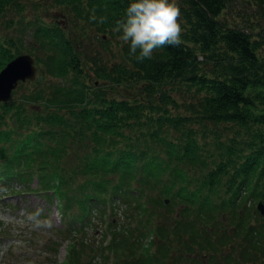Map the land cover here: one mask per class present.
I'll use <instances>...</instances> for the list:
<instances>
[{
    "label": "trees",
    "instance_id": "1",
    "mask_svg": "<svg viewBox=\"0 0 264 264\" xmlns=\"http://www.w3.org/2000/svg\"><path fill=\"white\" fill-rule=\"evenodd\" d=\"M29 1L0 0V26L18 37L0 36L1 58L28 52L42 64L41 85L27 87L15 99L22 103L0 104V187L14 190V180L28 184L35 176L38 188L29 190L47 196L51 189L63 208L65 180L26 161L46 145L43 133L55 131L41 115L67 118L75 153L89 148L72 171L84 176L79 194L91 188L82 205L101 212L115 204L102 199L122 193L138 208L137 229H108L105 264H264V214L251 205L264 202V0H175L182 44L143 62L111 31L130 0ZM49 5L65 10L67 25L37 13ZM49 73L69 79L80 98L59 107L40 98ZM123 87L132 93L118 92ZM39 98L51 111L34 105ZM17 105L24 109L19 124ZM63 217L71 228L74 215ZM87 256L75 263L97 264Z\"/></svg>",
    "mask_w": 264,
    "mask_h": 264
},
{
    "label": "rangeland",
    "instance_id": "2",
    "mask_svg": "<svg viewBox=\"0 0 264 264\" xmlns=\"http://www.w3.org/2000/svg\"><path fill=\"white\" fill-rule=\"evenodd\" d=\"M22 1L30 3L29 0ZM37 13L42 15L45 13V16L43 15L45 19H54L61 25H67L68 16L60 5H49L46 9L40 8L37 10ZM30 33V31L23 32L22 39L25 42V47H29L30 45ZM0 36L2 38L4 36H12L14 39L18 38L12 35L10 29L7 28L4 31L1 26ZM23 49L27 50L26 48ZM113 50H117L116 44L113 45ZM2 54L3 53L0 52V64H3L0 71L4 69L9 62L5 57L1 58ZM23 54H28L34 59L33 64L36 66L37 75L33 78L26 77L24 80L19 79L9 97L7 99H0V104L11 101L16 103L20 101L22 103L23 100L15 99L23 97L27 87L34 84L41 85L40 81L35 83L38 79V71L42 68L41 62L36 61L33 55L28 52H21L17 55ZM46 71L49 72L48 69ZM46 84H49V90L47 91L46 89L45 92H42L40 98L42 95L49 98V104H51L52 107L61 106L63 101H65L63 104H67L69 101L73 103L80 98L76 89L71 90L73 86H71L70 80L65 76H54L49 73V79L46 78L45 80V85ZM4 88L5 83L1 84V94L4 92ZM120 89L121 90L118 91L120 93H132L130 90L127 91L124 87ZM62 92H64V94H61ZM69 92L70 95L67 96L66 93ZM40 98L34 102V105L40 106L39 108L42 112L51 111L50 107H48V109L41 103ZM27 103L33 104L31 101ZM16 112L14 118L17 124H19L20 121H22L21 114L24 112L23 107L17 105ZM33 112L37 113L38 110H33ZM40 120L42 125L49 124L55 131L53 133H43V139L46 141V145L36 150V154L32 155L30 157L31 159L26 161V163L48 166L49 173H55L58 177L65 180L63 182L64 186L68 185L69 191L66 189L62 192L64 194V206L62 208L60 200L51 192V189L47 192V196L41 195L40 191L35 192L29 190L30 187L34 189L38 188L37 178H35V176L31 182H29L30 184H24L23 182L21 183L14 180L11 184L14 190H4L2 188L4 186L0 187V264H74L76 262V256H79L80 261H82V259L88 260L87 254L90 257L95 256L97 264L111 262L107 260V256H111L112 253L108 247L102 245L112 233V231L108 233V229L120 231L122 235L125 234L124 231L128 228L129 232L130 230L137 229L140 223V220L137 219V217L139 218V214L137 213L138 208L135 207L133 199H123L122 195H120L122 193H118L108 195V198L105 197L107 198L106 200L105 198L102 199V202L115 201L114 205L108 206L106 210L101 209V212L97 209L98 205H95L96 208L89 213V202L82 205L84 201L80 198L84 196L87 198L89 195L88 190L91 188H86L87 191H83L82 194H79L77 192V187L81 184L80 180L84 176H82L78 170L75 173L72 172L75 170L79 160L83 158L84 152H89V148L85 149L83 152L75 153L77 148L76 141L69 142L73 135L74 124L72 121H68L67 118L59 120L54 117H49V119H46L44 115H41ZM61 138H66V146L61 153L57 154V150L55 149ZM7 144L8 143L5 145ZM70 150L74 154L68 155ZM52 154H54L53 157L49 159V156ZM44 155H48V157ZM53 181L52 178H49L50 184H54ZM105 184L106 183L102 184L104 191L107 190L104 186ZM82 185L84 186V184ZM5 186L7 187L8 185ZM108 186H110V184H108ZM154 191V194H156V190ZM251 202L253 209L255 207L256 210V206L259 203L258 199H255V202H253V200ZM146 204L150 205L149 202H146ZM153 205L157 210H161V206H158V203ZM180 205L181 204L178 203L175 208H172L174 213L178 210ZM37 209H42L40 219L49 221L51 224L50 227H38L34 221L29 219V215ZM103 210L104 213H102ZM82 211H84V218L81 215ZM68 213L75 217L71 228L66 227L67 223L64 221L63 217L64 214L68 215ZM260 216L262 215H256L255 213L252 219L255 220L258 218L257 220L262 222ZM159 219V217H155V221H159ZM68 221H73V216L70 215ZM142 221H146L145 218H142ZM120 228L124 229V231L120 230ZM104 234H106V237H104ZM81 241L84 243L83 245L79 244ZM106 244L107 243H105V245ZM80 250L83 252V255H85L82 259L80 257ZM113 260H115V256Z\"/></svg>",
    "mask_w": 264,
    "mask_h": 264
},
{
    "label": "clouds",
    "instance_id": "3",
    "mask_svg": "<svg viewBox=\"0 0 264 264\" xmlns=\"http://www.w3.org/2000/svg\"><path fill=\"white\" fill-rule=\"evenodd\" d=\"M181 16L180 8L175 0H130L123 18L115 22L111 29L120 33L119 39L126 45L137 61L152 59L156 49L165 46L179 47L182 44L183 28L178 22ZM92 20H97L93 15ZM106 17H100L103 24ZM197 59H202L197 56ZM42 209H37L29 215L36 226H48L47 220H41Z\"/></svg>",
    "mask_w": 264,
    "mask_h": 264
},
{
    "label": "water",
    "instance_id": "4",
    "mask_svg": "<svg viewBox=\"0 0 264 264\" xmlns=\"http://www.w3.org/2000/svg\"><path fill=\"white\" fill-rule=\"evenodd\" d=\"M33 61V58L28 54L17 55L0 71V87L1 84L5 83L4 92L0 93V99H7L9 97L19 79L24 80L26 77L33 78L37 75L36 66L33 64ZM257 207L264 214V203L260 201Z\"/></svg>",
    "mask_w": 264,
    "mask_h": 264
}]
</instances>
